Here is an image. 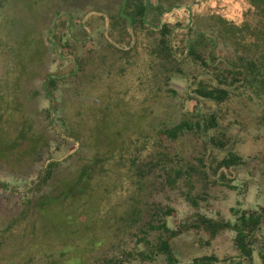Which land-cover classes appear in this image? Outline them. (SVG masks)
<instances>
[{
	"label": "trees",
	"instance_id": "trees-1",
	"mask_svg": "<svg viewBox=\"0 0 264 264\" xmlns=\"http://www.w3.org/2000/svg\"><path fill=\"white\" fill-rule=\"evenodd\" d=\"M206 1L156 0V3H153L151 0H111L103 7L97 6L84 12L79 21V26L83 30L81 38L69 32L71 24L67 10H65L66 14H62L61 11L55 12V16H67L63 22L64 27L60 29L61 33L56 35L55 27L51 26L46 31L47 37L44 40L41 28L38 29L35 40L43 50L39 49L41 52L37 57L43 56L46 51L53 52L56 56L54 62L69 61L72 66L66 73L49 70L41 74V70L37 67L36 70L33 68L32 78L39 81V90L33 86L24 88L25 80L29 81L24 76L16 78V86L13 88L12 80L15 73L7 76V86L1 87L6 83L0 82V125L5 120V114L9 118L10 111L7 110L15 105L13 103L21 104V99L29 92L42 93L48 101V106L43 108L41 113L56 133L63 139L73 142L72 154L82 146V143L85 144L86 140L81 137L84 127H79V122L75 118L66 121V117L58 114V111L62 104L74 105L80 95L81 98L85 96L84 98L90 103L93 91L99 92L98 95L104 94L107 87L124 90V94L130 91L132 94L128 98L131 102L129 99L128 102L131 103V108L133 104H136L137 108L132 111L133 118L124 123H132L142 116L153 115L149 116L147 129L143 127L137 129L144 131L145 135H134L132 138L130 135L124 140L121 138L118 140L122 141L118 142L120 147H117V144H110V136L113 138L116 134L111 127H105L104 131L108 138L96 144L100 147L107 145V150L95 154L89 161L83 163L75 176L62 187L67 189L68 196L62 197V189L41 194L35 203L29 204L25 212L8 222L5 230L24 226L22 237L29 234L31 225L30 219H27L29 211L33 210L32 207L38 209L43 207L45 205L43 202L47 199L57 200L60 197L59 201L83 200L82 204H85L84 198L97 178L103 175L110 154L116 152L120 155L121 151V156L123 155L129 169L131 190L121 203H114L115 206L109 209L114 211V221L118 222L113 232L114 236H110V240L119 241L123 233L136 235L139 233L149 237L137 236L136 246L132 250H124L121 256L100 257L96 259V264H123L131 260L150 261L157 255H162L168 264H215L218 257L212 254H194L188 262L179 261L174 252L173 242L179 235L189 231L208 234V238L212 239L223 229L234 232L233 244L237 258L235 264H251L254 251L258 252L261 264H264V242L258 249L257 246L260 244L256 236L264 217L263 212L242 210L236 212L233 222L197 213L191 220L180 222L175 228H170L164 219L155 223L157 208H152L149 202L144 201L146 195L143 193L148 188L147 182L156 178V175L163 178L167 185L174 184L178 178H182L191 188L201 181L206 187L217 184L229 186L238 166L242 164V158L230 148L234 143V135L220 126L218 111L206 108L205 102H211L217 107L228 98L232 89L239 87L253 86L257 94L264 95V0H244L247 7L239 21L218 14L215 9L206 6V3L204 7L203 3ZM17 2L19 0H0V14L11 15L16 11L17 16L21 10L19 5H16ZM26 2L24 7L29 8V11H26L31 15L35 12L36 15L33 16L39 18L41 15L44 17V14L40 15L38 12L50 9L52 0H26ZM175 9L185 10L187 17L178 22L167 20L165 15ZM93 19L100 21L103 27L100 33L103 45L98 48L88 45L91 37L90 23ZM37 25L39 26V23ZM4 28L7 34L3 36L0 33V54L15 58L14 45H17V41L25 40L24 37L31 39L32 37L26 30L24 35L19 33L14 39L12 24L0 23V31ZM177 33H181L179 42L174 39ZM219 41L234 47L236 60L223 59L216 53ZM78 45L84 48L81 53L77 51ZM188 58L198 62L203 69L205 67L213 69L215 74L210 77V83L207 84L208 82L205 81V71L196 75L183 97L184 101L194 102L190 109L180 110V101L173 103L169 101L168 110L164 108L156 112L150 106L151 103L157 100V97L162 99L171 95L170 97L173 98L176 95L177 92L168 87L170 77L184 73L182 64ZM61 82L63 84L69 82V88L61 97L60 105L55 91ZM144 92L147 95L143 96ZM175 106H178L177 109ZM18 111L20 112V108ZM12 113L20 117V121L14 123L17 127L14 138L30 135L29 137L34 141L31 154L41 157L43 148L48 144L47 138L44 135H34L31 119L22 113L13 111ZM90 114L79 110L74 115L85 120ZM112 116L103 114L104 121L105 118L110 120ZM262 118L264 121V115ZM10 121L13 122L12 119ZM58 121L64 128L57 126ZM91 131L94 132L93 129ZM101 134L102 131H99L98 135ZM186 134L192 135L200 147L194 151V162L178 164L175 163L180 159L178 152H169L164 141H175ZM4 135L7 139L5 143H10L9 136ZM129 138L133 147L128 153L125 142ZM219 151H226V155L218 160L214 154ZM58 163V159L52 156L44 159L36 187L47 185L54 178V169ZM0 185L10 188L9 184H3L1 181ZM199 194L196 196L199 197ZM187 196L193 203H198L196 196L190 191L187 192ZM49 204L48 206H51ZM159 211L160 214L167 216L172 209L160 208ZM99 219L102 220V217ZM32 225L36 228V224ZM151 231H156L155 236L151 235ZM190 243L191 246L200 248L205 240L203 241V236H200Z\"/></svg>",
	"mask_w": 264,
	"mask_h": 264
},
{
	"label": "rangeland",
	"instance_id": "rangeland-1",
	"mask_svg": "<svg viewBox=\"0 0 264 264\" xmlns=\"http://www.w3.org/2000/svg\"><path fill=\"white\" fill-rule=\"evenodd\" d=\"M107 1L111 2V0H52L50 9L38 12L40 15L43 13L44 17L41 15L39 18H35L33 15L36 13L29 14L27 12L29 8L24 7L27 3L26 0H19L16 5H19L21 10L17 16L16 11L11 14L13 16L11 18L10 14H0V23L12 24V31L15 33L14 39L19 33L24 35L26 30L32 37V39L24 37L25 40L17 41V45H14L15 58L0 54V82L6 83L1 87L7 86V76L15 73L13 74L15 79L12 80L13 88L16 86V78L24 76L29 80H25L24 88L33 86L39 90V81L32 78L35 67L41 70V74L49 70L61 73L70 71L72 64L64 60L54 62L56 56L53 52L46 51V54L37 57L41 52L39 49H42L39 42L35 40L40 28L44 40L47 37L46 31L51 26L55 27L56 35L61 33L60 29L64 27L63 22L67 16H55V12L61 11L62 14H66L65 10H67L71 24L69 32L77 38H81L83 30L79 26V21L84 12L97 6L103 7ZM151 2L156 3V0H151ZM205 3L206 6L215 9L218 14L235 18L238 21L247 7L244 0H207L203 3L204 7ZM165 17L171 22L183 21L187 17V12L183 9H175ZM90 28L91 37L88 45L97 48L102 46L103 40L100 33L103 27L100 21L93 19ZM0 33L4 36L7 31L4 28ZM180 35L181 33H177L174 36L176 42H179ZM213 40L215 41L214 38ZM76 48L79 53L84 49L79 45ZM216 53L221 58L229 60H236L237 56L234 47L222 41H219ZM58 65L61 67L59 68ZM182 68L184 73L172 75L168 84V87L177 92L176 95L173 98L170 97L171 95L162 99L157 97V100L151 103L150 106L156 112H160L164 108L168 110L170 108L167 105L169 101L172 103L180 101V110L190 109L194 102L184 101L183 97L186 95L187 87L192 79L205 71V81L209 84L210 77L215 74L212 68L205 67L203 69L198 62H193L189 58L182 64ZM112 76L113 74L111 78ZM68 83L61 82L55 91L60 105L61 97L68 91ZM126 92L124 94V90L107 87L104 94L98 95L99 92L93 91V97H89L90 103L84 98L85 96L81 98L80 95L74 105L62 104L59 106L58 114H63L66 121L75 118L79 122V127H84L81 137L86 140L85 144L82 143V146L72 154L73 142L63 139L56 133L41 113V110L48 106V101L42 93L29 92L21 99V104L15 102L13 103L15 105L7 110L10 111V116L8 118L5 114V120L0 125V181L3 184H9L10 188L7 189L0 185V264H96V259L100 257L121 256L124 250H132L136 246L137 236L149 237V235L139 233L137 235L123 233L119 241L112 242L110 240V236H114L113 232L118 222L114 221V211H109V209L111 206H115L114 203H121L128 191L131 190L128 178L129 169L123 155L121 156V151L120 155L116 152L108 155L107 167H105L103 175L97 178L94 185L89 188L84 198L85 204H82L83 200H78V202H72L70 199L59 201L60 197L57 200L56 198L47 199L43 202L45 204L43 207L39 209L32 207L33 210L29 211L27 217L31 224L29 234L22 237L24 226L5 230L6 224L25 212L26 208L30 206L29 204L35 203L41 194L53 190L60 191L75 176L83 163L89 161L95 154L107 150V145L100 147L96 144L104 138H108L104 131L105 127H111L116 134L115 137L110 136L109 139L110 144H117V147L121 146L118 143L122 142L118 141L121 138L124 140L130 135H132L131 138L134 135H145L144 131L137 129L140 127L147 129V124L150 121L149 116L153 114L148 117L142 116L132 123H124L133 118L132 111L137 108L136 104H133L131 108V101L128 97L132 93ZM257 93L253 86L239 87L232 89L228 98L217 107L211 102H205L206 108L218 111L220 126L228 130L229 134L234 135V143L230 145V148L242 158V164L238 166L230 185L217 184L206 187L201 181L191 188L182 178H178L174 184L167 185L163 178L156 175V178L147 182L148 188L143 193L146 195L144 201L149 202L152 208H157L158 215L154 217L155 223L164 219L168 227L175 228L180 222L194 218L197 213L230 222L235 220L236 212L239 213L242 210L264 213V121L262 118L264 95ZM144 95H147L146 92ZM175 107L177 109L178 106ZM79 110L91 114L89 117H84V120L74 115ZM12 111L22 113L31 119L34 135H44L47 138L48 144L43 148L41 157L31 154L34 141L29 137L30 135L14 138L17 134L15 124L17 120L20 121V117L14 115ZM103 114L113 116L110 120L105 118L104 121ZM57 126L64 128L59 121ZM90 129H93L94 132ZM99 131H102L101 136L98 135ZM4 134L9 136L10 143H5L7 139ZM193 138L192 135L186 134L175 141H164L169 152H178L180 159H176L178 162L174 161L175 163L194 162V151L199 149L200 144H197ZM131 142L130 138L125 142L128 153L133 147ZM225 152H216L214 156L219 160L226 155ZM47 156L57 158L59 161L58 166L54 169V178L47 185L36 187L43 161ZM188 191L195 196L200 193L199 197L196 196L198 203H193L188 198ZM61 194L63 198L68 196L67 189L63 188ZM168 207L172 209L169 215L160 214V208L163 210ZM104 214L107 216H103ZM101 217L102 220L99 219ZM32 224H36V228ZM151 232V235L155 236L156 231ZM200 236H203L205 243L200 248L191 246V240ZM256 236L260 244L257 246L259 249L264 242V217ZM233 237L234 232L228 229L220 230L212 239L208 238V234L185 232L174 239V252L181 262H188L194 254H212L218 257L215 264H235L237 258H235L236 250ZM123 264L168 263L162 255H157L150 261L131 260L125 261ZM251 264H261L257 251L253 253Z\"/></svg>",
	"mask_w": 264,
	"mask_h": 264
}]
</instances>
